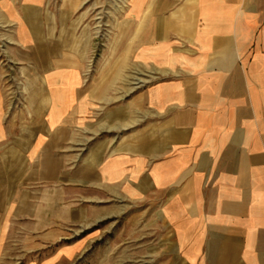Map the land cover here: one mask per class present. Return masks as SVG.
Here are the masks:
<instances>
[{
    "label": "crops",
    "instance_id": "0c3cea01",
    "mask_svg": "<svg viewBox=\"0 0 264 264\" xmlns=\"http://www.w3.org/2000/svg\"><path fill=\"white\" fill-rule=\"evenodd\" d=\"M92 1L0 0V264L117 206L166 228L152 264H264V0H105L87 64Z\"/></svg>",
    "mask_w": 264,
    "mask_h": 264
},
{
    "label": "rangeland",
    "instance_id": "374dc122",
    "mask_svg": "<svg viewBox=\"0 0 264 264\" xmlns=\"http://www.w3.org/2000/svg\"><path fill=\"white\" fill-rule=\"evenodd\" d=\"M104 1L93 0L78 14L81 18L80 33L83 31L82 35L87 36L89 33L95 38V51L85 59L87 64L97 62V54L103 44ZM10 70L11 82L17 83L23 79L17 69ZM117 208L118 211L100 222L81 226L75 231V235L67 242L81 243V246L70 262L64 261L62 264H152V255L163 251L169 243L166 228L154 223L157 221L153 222L156 217L150 211L142 213V209L136 211L135 206H127V212L125 209L120 211L119 206ZM13 262L24 264L19 260Z\"/></svg>",
    "mask_w": 264,
    "mask_h": 264
}]
</instances>
